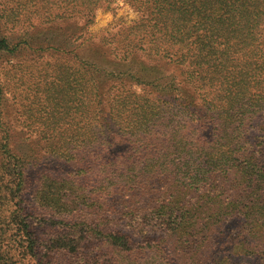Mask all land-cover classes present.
I'll return each instance as SVG.
<instances>
[{"label": "trees", "instance_id": "1", "mask_svg": "<svg viewBox=\"0 0 264 264\" xmlns=\"http://www.w3.org/2000/svg\"><path fill=\"white\" fill-rule=\"evenodd\" d=\"M0 1V69L29 44L37 22L83 20L87 27L98 8L110 6ZM128 1L139 20L119 32L118 44L106 42L125 57L147 54L176 67L177 94L138 93L125 81L106 88L99 68L74 50L31 66L6 60L0 208L17 206L24 185L23 160L7 143L10 94L15 113L73 168L63 186L52 181L40 191L41 203L63 216L49 244L35 240L24 220L19 224L38 264H235L231 256L264 264V143L257 140L264 131L253 126L264 101V0ZM52 49L50 56L64 52ZM26 75L31 85L17 94ZM199 196L194 205L187 200ZM235 218L245 236L236 256L219 244ZM6 233L0 229V264H18L3 247L12 234Z\"/></svg>", "mask_w": 264, "mask_h": 264}, {"label": "rangeland", "instance_id": "2", "mask_svg": "<svg viewBox=\"0 0 264 264\" xmlns=\"http://www.w3.org/2000/svg\"><path fill=\"white\" fill-rule=\"evenodd\" d=\"M109 4L110 6L103 5L95 11L94 23L87 27L84 26L83 20L49 25H42L37 22V27L30 30L32 39L28 42L29 44H24L16 52V57H5L0 69L2 74H6L8 71L9 65L6 60H13L15 64L23 62V64L31 66L34 61L54 62V58H62L74 50V54L80 60L94 65L97 69L99 68V77H101V82L106 88L111 84L125 81L128 87L133 88L138 93L154 95L159 92H169V95L177 94L175 82H180L181 78L176 67L147 54L125 57L123 53L116 50V46L112 43L118 44L119 32L134 25L139 20L140 14L128 0H109ZM5 33L12 39L11 27H6ZM106 40L112 41V43H107ZM82 42L83 44L80 45ZM39 46L48 50L45 52L32 50V48ZM52 48L64 52L60 51V53H54V56H50L49 54L54 52ZM24 81L27 84L19 87L16 90L17 94L27 91L31 85V76L26 75ZM171 81L174 83L173 88H169ZM26 96L24 98H27ZM8 99L9 102L5 106L9 124L7 143L12 153L23 160L22 178L24 185L20 200L15 201L17 206H13L11 209L4 206L0 208V218L4 222V225L0 224V229L6 230L7 236L12 233L9 240H6L7 236L4 237L6 242L3 247H9L12 250L15 255L14 259L18 264H38V259L31 257L29 250L26 249L27 237L22 232L23 226L19 224L24 220L27 223L29 233L35 240H40V244H49L54 238L55 228L60 226L56 223L57 219L63 218V216L55 214L57 207L50 209L41 203L42 194L40 191L47 187L45 183L52 181H56L60 187L63 186L64 179L73 171V168L53 156L52 148H49L40 139L36 129L24 123L26 116L24 118L19 117V114L15 113L16 106H14L15 103L10 94H8ZM26 103L29 102L26 101ZM261 107L262 112L253 121V126L258 128L260 133L264 131V101ZM259 135L261 137L257 138ZM259 135L255 134L252 138H257L259 142L264 143V135ZM198 199H202V196L187 198L191 205L196 204ZM7 210L11 211L7 212ZM241 225V218H235L225 224L226 231H231L229 237H226L228 234L225 233L226 236L219 239V244L221 242L227 244L225 254L236 256L240 253L239 250H243L245 236L242 233L240 235V232L236 230ZM132 239L139 240L140 237L135 235L132 236ZM231 261L235 264L261 263L260 259L233 256H231Z\"/></svg>", "mask_w": 264, "mask_h": 264}]
</instances>
